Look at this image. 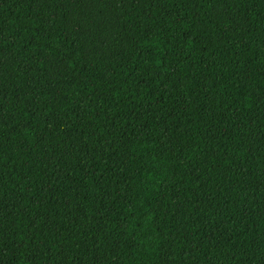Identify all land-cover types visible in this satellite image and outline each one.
I'll return each mask as SVG.
<instances>
[{"label": "trees", "instance_id": "trees-1", "mask_svg": "<svg viewBox=\"0 0 264 264\" xmlns=\"http://www.w3.org/2000/svg\"><path fill=\"white\" fill-rule=\"evenodd\" d=\"M0 264H264V0H0Z\"/></svg>", "mask_w": 264, "mask_h": 264}]
</instances>
